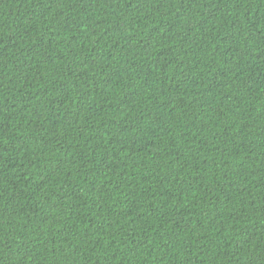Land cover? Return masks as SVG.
<instances>
[{
	"label": "trees",
	"instance_id": "trees-1",
	"mask_svg": "<svg viewBox=\"0 0 264 264\" xmlns=\"http://www.w3.org/2000/svg\"><path fill=\"white\" fill-rule=\"evenodd\" d=\"M0 264H264V0H0Z\"/></svg>",
	"mask_w": 264,
	"mask_h": 264
}]
</instances>
